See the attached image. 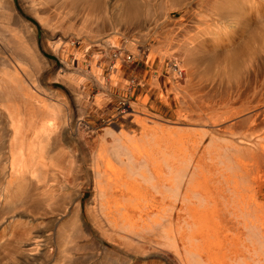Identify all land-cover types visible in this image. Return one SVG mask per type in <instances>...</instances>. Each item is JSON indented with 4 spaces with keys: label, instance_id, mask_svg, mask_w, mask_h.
Instances as JSON below:
<instances>
[{
    "label": "bare ground",
    "instance_id": "bare-ground-1",
    "mask_svg": "<svg viewBox=\"0 0 264 264\" xmlns=\"http://www.w3.org/2000/svg\"><path fill=\"white\" fill-rule=\"evenodd\" d=\"M70 1L75 7L82 5L87 10V22L91 19L92 11L101 9V12L110 5V0ZM210 1L217 2L215 5L211 4L207 10L210 15L214 14L215 18L210 17V23L206 28H201L196 37L179 43L177 50L180 61L170 64V77L178 79L182 70L203 74L199 68L205 58L201 54H195L196 52L205 51L207 45L212 48L213 45L226 40L230 34L237 33V30L241 33L244 27L250 29L255 25L252 45L248 49L249 53L246 52L250 54V72L242 73L246 74L243 76L245 85L248 84L246 88H252L253 93L244 98L242 95L247 92H242V97L239 98L240 91L236 89V92L227 91L228 94L221 92L226 94L223 98L226 104L240 99L241 108L207 116L206 112L214 109L213 97L217 87L214 89V86L208 85L204 90L197 89L190 94L185 93V89L179 90L175 85V96H178V101L184 108L176 121H164L169 126L165 128L161 119L157 118L158 120H152L153 125L148 127L145 126L146 117L139 118L136 111L135 115L127 112L129 116L133 115V119L142 127L140 136L125 134L123 130L117 131V134L109 128L104 129L103 136L109 135L112 140L104 145V137L100 138V148L97 150L95 161L85 170L83 179L74 174L71 176L72 183L63 180L64 183L61 182L60 185L58 182L55 190L51 188L52 184H49L50 179H54L48 175L52 173L51 177H54L55 171L51 168L48 172L46 168V164L53 160L52 156H49L47 145L53 141L52 135L57 132L58 125L68 124L67 113L62 114L57 108L58 105H48L44 100H40L42 97L38 98L36 95L35 92H40V88H34L39 83L43 60L37 53V46L35 47V35L11 7L9 0H5L6 6L0 11L1 47L9 50L13 54L12 56L9 53L12 58L18 56L14 60L20 69L27 62L33 70L21 69L27 80L24 82L17 76L14 68H7L9 63L7 66L0 63V85L3 87L0 89V112L10 133L7 143L8 156L6 154L7 158L4 159L6 163L0 164V173L4 179L0 188V209L8 207L10 203L15 204L16 201L21 202L27 195L31 198L32 195L40 198L42 196L46 202L49 200L48 195L53 191L70 190L68 207L66 210L62 208V212L69 211L71 214L72 221L69 226L75 230V235L90 237L94 252H91L90 256L78 254L81 258H87L90 264H264V199L259 198L255 189L257 185L253 182L256 177L251 178L255 175L250 172L252 167L264 163V0ZM114 5L121 9L119 13L122 19L133 21L137 18L138 10L134 0H113L112 6L115 7ZM10 21L17 24V29L9 26ZM38 21L44 25L42 18L39 17ZM83 37L85 42L83 41L82 50L76 53V57L77 61H80L83 53L89 52L92 55L89 61L91 69H85V74L76 77L77 79L69 77L77 102L81 98L87 99L94 82L104 91L107 81L116 78L110 76L105 79L106 77L97 70L95 61L99 53L95 49L90 52L93 44H90L92 42L89 30ZM107 42L109 40L105 41ZM113 43V46L119 49L117 40ZM100 46L102 47V44ZM59 47L54 45V50ZM126 47L134 50L130 43L126 44ZM102 53L105 54L103 49ZM127 56L124 61L132 58L129 54ZM119 64L117 61L113 67L117 71ZM206 65L203 68H207ZM79 83L82 84L83 95L79 93ZM200 93L204 95V99H201ZM10 95L13 96L12 99H21L22 103L15 102L10 106ZM241 115L244 118L237 121ZM237 122L244 123V126L248 124L244 137L241 135L236 138L235 130H231ZM224 134L229 137H223ZM243 156L245 162H250V169L240 170L239 160ZM68 174L64 171L59 175L66 178L70 175ZM26 183L33 186L27 195L22 193ZM89 184L92 197L87 202L83 200V185ZM11 189L14 191L11 192ZM38 203H32V214L43 218L45 213L42 212L48 205H43L40 201ZM60 216L61 213L50 217L49 221L52 225L58 224ZM15 217L17 216H11L13 220L8 221L7 227L10 225L11 228V225L16 223ZM31 218L34 221L32 216ZM7 220L4 219L1 223ZM61 229L56 231L58 236L61 235ZM42 233H45V230L38 229L34 236L23 244L21 254L31 257V252L39 255L42 249H47L45 256L50 258L52 250L48 247V233L44 234V237ZM77 247L78 244H73L71 249L77 250ZM58 252L61 258L57 264L77 263L75 260L71 261L73 256H67L65 250Z\"/></svg>",
    "mask_w": 264,
    "mask_h": 264
},
{
    "label": "rangeland",
    "instance_id": "rangeland-1",
    "mask_svg": "<svg viewBox=\"0 0 264 264\" xmlns=\"http://www.w3.org/2000/svg\"><path fill=\"white\" fill-rule=\"evenodd\" d=\"M112 1L113 0H110V5L106 10L101 12L99 11L101 9L92 11L91 19L87 22L85 20L88 16L87 10L84 9L82 5H76L75 7L70 0H9L11 7L21 16L24 22H26L25 24L32 30L33 35H35V47L37 46V53L43 60L41 75L38 79L39 83L38 86L34 88H40L39 93L35 92L36 95L38 98L42 97L40 100H44L48 105L56 107L58 105L57 108L62 114H68H66L68 124L58 125L57 132L52 135L51 140L53 141L47 145L49 146V156H52L53 160H50L49 163L46 164V168L48 172L51 168L55 171V174L53 173L54 177H51L52 173L48 174L50 178L54 179L52 181V179L48 178L50 179L49 184H52L51 188H55V190L58 182L60 185L61 182L64 183V181L72 183L71 181L73 180L71 176L74 174L76 176H81L79 179H83L85 170H88V166L95 161L97 150L100 148V138L104 137V145L112 140L109 135L103 136L104 129L109 128L114 132L119 130L122 132L123 130L125 134L140 136L142 127L133 119V115L136 114L134 111L137 112L136 115L139 118L143 116L147 118L145 126L148 127L153 125L151 124L152 120L161 119L164 123L162 126L165 128L169 126H167V123L164 121L171 123L176 121L178 114H182L184 108L183 105L179 103L178 96H175L176 93H174L175 90H173L175 85L179 90L185 89L184 92L190 94H193L197 89L204 90L208 85L214 86V89L218 88L213 97L215 102L213 106L214 109H212L213 111L208 110L206 112V114H208L207 116L212 115V113L216 114V112L217 115H220L226 110L232 111L241 108L242 102L240 99L234 100L230 103L231 105L229 102L226 104L223 101L225 95L230 93V91H240L239 98L242 92L248 93L245 94L247 96L244 94L242 95L244 98H247L250 97L254 91L252 88L250 89V87H248V89L246 88L248 84L246 83L245 85V77L243 78L246 74L242 73L249 74L250 72L249 61L251 60L249 58L250 54L247 53H249L248 49L252 45V33L254 29H256L255 25L250 29L244 27V31L241 33H238L237 30V33L230 34L226 40L213 45L214 47L212 48L207 45V47L205 46V51L201 50L196 52L195 54H201L205 58L203 64H201L202 66L199 68L201 72L203 71V74H195V72L192 73V71L182 70L178 79H172L170 77V64L175 61H180L177 46L187 38L196 37L201 28L207 27L210 23V17L215 18V16H213L214 14L210 15L207 10L211 4L215 5L217 2H211L210 0H180L179 2L173 0H134L137 5L138 16L135 20L128 21L120 17L119 12H121V9L116 5L113 7ZM5 6V0H0V11L4 10L3 8H5ZM45 8H48V10L46 11ZM219 8L218 5L217 9ZM39 17L43 19L44 25L39 23ZM175 21L177 22L175 23ZM8 24L13 29H17L18 27L13 21L12 23L10 21ZM196 27L197 29H195ZM184 29L191 30L188 32L192 33L189 34L187 30H185V33V31H183ZM88 30L90 32V41L92 42L90 44H93L90 52L95 49V51L99 53L95 61L97 70L104 75L103 77H106L105 79L110 76H116V78L107 81L106 90L104 91L94 82L89 89V96L87 99L81 98L79 102H77L76 93L72 89L69 77L77 79L76 77L79 78L80 75L85 74L86 70L88 71L91 69L89 61H91L92 55L89 52L83 53V58L80 61H77L76 57L82 50L83 41L85 39L83 36ZM114 39L117 40V44L120 46L119 49L113 46ZM108 40L109 42L105 43V41ZM60 41L62 43H60ZM128 43H130L134 50H129L126 47ZM53 44H57L60 47L54 50ZM101 44L102 47L100 46ZM63 45L65 46L63 47ZM102 49L105 53L104 55L103 53L101 54ZM9 53V50L3 49L0 44V63L6 66L7 63H9L7 68L9 70L14 68L16 74H19H17V76L22 81L27 82L22 71H31L33 68L29 66L27 62H25L26 65H24L25 63L23 62V67H21L23 70H21L18 65H16L17 61L15 62L14 60L18 58V56L12 58L10 55L12 53ZM127 54H129V57L132 56V58L130 57V60L124 61ZM117 61L120 63L118 71L113 68ZM209 62L211 63L208 64ZM204 65H206L207 68H203L205 67ZM199 70L197 69V71ZM211 72H214L215 75L210 74ZM209 78L212 80L210 81ZM237 78L243 80H238ZM211 82H213V84ZM78 86L79 93L83 95L82 84L79 83ZM239 86H242L241 89ZM238 87L240 90L237 89ZM1 88L3 87L0 85V89ZM221 92H226V94L224 95ZM41 94L43 95L41 96ZM216 94L217 97H215ZM12 97L13 96L10 95L12 100L11 103H8L10 106L14 105L15 102L22 103L21 99H17V97L12 99ZM200 97L204 99L202 98L204 97L202 93H200ZM46 99L48 100L46 101ZM127 112H132V117L129 116ZM240 117L241 118H237V121L244 118L242 115ZM247 125L248 124L244 126V123L238 124V122L236 124L234 123V127H232L231 130H235L236 138L241 135H243L241 137H244L245 127ZM172 129H175V127H172ZM9 134L8 129H6L5 118L0 112L1 165L2 163H6L4 159L8 156L7 143L10 139ZM117 134L119 133L117 132ZM80 135L81 137H79ZM223 137L228 138L229 136L224 134ZM6 154L7 156H5ZM245 161L244 156L243 158L240 157V170L250 169L248 168L250 167L248 165L250 162ZM261 165L252 167L254 172L250 169L253 176L255 175L251 177L252 174L250 173V177H256L253 181L257 185L255 189L259 193V198L264 199V163ZM64 171H66V174L67 172L70 174H68L70 177L66 176L67 179L62 177L64 174L62 176L59 175ZM3 180L2 174L0 173V188ZM83 186V200L88 202L92 197V188L90 184ZM32 187L33 186L26 183V187L22 188V193L27 195V192L30 191ZM11 190V192L14 191L13 189ZM64 191H53L52 194L48 195L49 200H46V202H44L45 199H43L42 196L41 200L38 196L35 197L32 195L31 198L29 195L24 197L23 194L21 196L24 198L21 199V202L16 201L15 204L10 203L8 207L0 209V223L2 220L8 219L0 225V264H15L16 262V264H57L61 258L58 251H61V249L67 252V256H73L71 261L75 260L77 262L76 264H90L87 258H81L79 255L86 254L90 256V253L94 252V246L91 245L89 236H85L84 238L77 236L74 234L75 230L69 226V223L72 221L71 214L69 211H62L64 208V210L67 209V202L70 200L71 193L69 194L70 190L67 189ZM124 193H126V190ZM56 194L58 196H56ZM39 201L42 202L41 204L44 202L43 205H48L47 208H44V211L42 209L40 210L41 212L43 211L42 213H45L43 218L39 215L32 214L34 213L32 212V203L39 204ZM53 207L55 210H53ZM58 207L61 210H59ZM60 213L62 216L59 217L58 224L52 225L49 221L50 217L57 216L58 214L60 215ZM12 215L17 217H15L16 223L14 222L10 228V225L7 227L6 224H8V221L13 220L11 218ZM31 216L34 218V221H32ZM40 228L41 230H45V233H42L43 237L44 234L47 235L48 233V247L52 250L50 258L45 256V251H47V249H42L39 255L31 252V257L21 254L23 244L25 242L27 243V241L34 236L33 234ZM58 229H61L60 236L56 234ZM86 231L89 232L88 228H86ZM66 235L70 236L67 237ZM64 237H66L67 240ZM60 238L65 241H62ZM70 241L74 242L70 243ZM66 243H69L67 244L68 246ZM73 244H78L77 250L71 249Z\"/></svg>",
    "mask_w": 264,
    "mask_h": 264
},
{
    "label": "built area",
    "instance_id": "built-area-1",
    "mask_svg": "<svg viewBox=\"0 0 264 264\" xmlns=\"http://www.w3.org/2000/svg\"><path fill=\"white\" fill-rule=\"evenodd\" d=\"M128 58V56L126 55V59Z\"/></svg>",
    "mask_w": 264,
    "mask_h": 264
}]
</instances>
